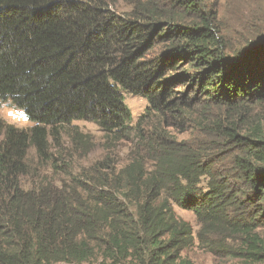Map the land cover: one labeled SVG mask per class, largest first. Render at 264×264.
<instances>
[{"label": "trees", "instance_id": "obj_1", "mask_svg": "<svg viewBox=\"0 0 264 264\" xmlns=\"http://www.w3.org/2000/svg\"><path fill=\"white\" fill-rule=\"evenodd\" d=\"M250 1L259 29L223 26L215 0H0V105L32 124L0 119V264H192L196 246L233 257L237 242L262 261L264 0ZM124 94L146 102L136 120ZM80 121L107 152L126 142L127 162L23 188L30 150L65 175L64 136L88 154Z\"/></svg>", "mask_w": 264, "mask_h": 264}, {"label": "rangeland", "instance_id": "obj_2", "mask_svg": "<svg viewBox=\"0 0 264 264\" xmlns=\"http://www.w3.org/2000/svg\"><path fill=\"white\" fill-rule=\"evenodd\" d=\"M220 1V2H219ZM215 0L220 12L221 24L227 28L235 29L239 27H253L259 29V25L253 21L254 10L252 1L248 0ZM125 104L131 109L134 120H136L142 113L146 106V102L141 97H134L128 94H124ZM0 119L6 124L13 125L18 129H28L32 124L25 118L23 113L8 105H0ZM79 132L85 134L88 137V154L77 152L74 150L72 143H70L67 136H64L62 140V147L56 152L53 151L57 159L60 160L58 165H69L67 174L55 173L52 171L51 165L42 164L36 157L34 151L30 150L28 153L26 162L29 168V174L21 179V185L23 188L31 189L37 187L42 183H54L59 185L62 181H66L68 176L74 177L78 175L82 169L88 168L94 162L103 159L106 156H110L113 160L122 166L127 162L128 144L126 142H120L117 149L107 152V143L105 144V138L103 133L92 123L88 122H74ZM191 131V130H190ZM192 132L184 136H179L178 139L188 140L191 138ZM176 216L183 221L192 225L194 232L199 230V226L193 213L182 210L177 206H174ZM264 242V229L259 230L258 233ZM236 255L233 257H227L225 255H213L207 252L201 246H196L185 253H183L184 259L190 261L192 264H264V258L261 262L252 260L247 256L245 246L237 242L233 244ZM133 261L127 260L123 264H135ZM63 264V263H60ZM89 264H105L101 258L92 260Z\"/></svg>", "mask_w": 264, "mask_h": 264}]
</instances>
